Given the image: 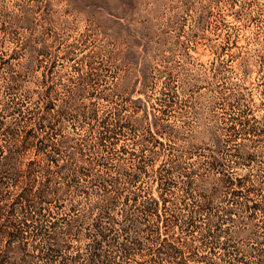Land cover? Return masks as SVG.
<instances>
[{
  "label": "rangeland",
  "instance_id": "obj_1",
  "mask_svg": "<svg viewBox=\"0 0 264 264\" xmlns=\"http://www.w3.org/2000/svg\"><path fill=\"white\" fill-rule=\"evenodd\" d=\"M22 256L264 264V0H0V264Z\"/></svg>",
  "mask_w": 264,
  "mask_h": 264
},
{
  "label": "trees",
  "instance_id": "obj_2",
  "mask_svg": "<svg viewBox=\"0 0 264 264\" xmlns=\"http://www.w3.org/2000/svg\"><path fill=\"white\" fill-rule=\"evenodd\" d=\"M23 141H25L26 143H29V144H31L32 142L29 140V139H26V140H23ZM30 160V158L28 159V161ZM20 161H23L22 159H20L19 160V162ZM22 164V162H20V166L18 167V171L20 172V171H22V170H24L21 166ZM23 164H24V162H23ZM21 167V168H20ZM20 193H22L23 194V196L25 197L24 199H26V200H28V191L26 190V187H24V185H22V186H20V189H18L17 191H16V194H20ZM157 214V217L158 218H160L161 216H160V214L159 213H156ZM20 260L22 261V264H24L25 263V258L22 256L21 258H20Z\"/></svg>",
  "mask_w": 264,
  "mask_h": 264
}]
</instances>
